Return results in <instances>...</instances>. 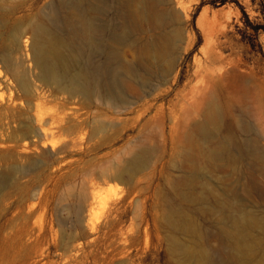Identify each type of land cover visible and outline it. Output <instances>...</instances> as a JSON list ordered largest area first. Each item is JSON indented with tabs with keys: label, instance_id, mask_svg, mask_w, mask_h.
<instances>
[{
	"label": "rangeland",
	"instance_id": "1",
	"mask_svg": "<svg viewBox=\"0 0 264 264\" xmlns=\"http://www.w3.org/2000/svg\"><path fill=\"white\" fill-rule=\"evenodd\" d=\"M52 1L0 0L12 23L23 28L19 43L7 52L14 67L32 66V27ZM177 2L189 15L184 26L192 46L175 63L173 75L153 81L151 90L120 77L121 97L131 102L126 108L114 97L104 99L95 85L91 97L65 94L41 106L47 115L41 124L30 112L7 120V104L25 101L13 67L2 60L0 43V143L5 140L0 146V264H180L170 251L164 197L169 182L180 175L176 166L184 153L183 122L188 120L178 105L189 101V92L204 80L199 75L188 84L186 74L205 65L211 47L232 59L234 83L241 80L264 96V0ZM130 51L126 55L132 61ZM217 65L213 70L221 68ZM185 83L188 95L182 100L175 89ZM40 90L51 92L50 87ZM160 105L163 116L156 115ZM51 113L54 120H49ZM224 115L215 139L197 137L201 146H214L216 138L231 134L233 116ZM201 120L196 116L187 123ZM250 123L262 136L254 120ZM24 141L28 147H21ZM140 150L148 162L132 171L131 158ZM243 164L233 166L227 184L247 205L257 206L258 197L247 196L245 181L235 175L247 172ZM225 168L217 164L216 175L232 174L230 166ZM213 183L217 190L223 184ZM207 246L216 249L218 241L211 237Z\"/></svg>",
	"mask_w": 264,
	"mask_h": 264
},
{
	"label": "bare ground",
	"instance_id": "2",
	"mask_svg": "<svg viewBox=\"0 0 264 264\" xmlns=\"http://www.w3.org/2000/svg\"><path fill=\"white\" fill-rule=\"evenodd\" d=\"M9 13L0 6L2 60L13 67V79L25 102L7 104V120L30 112V118L41 124L47 116L41 106L65 94L91 97L95 85L101 87L104 99L114 97L126 108L131 102L121 97L120 77L151 90L153 81L173 75L175 63L194 41L185 32L189 15L177 0H53L44 18L32 27V66L37 70L33 72L31 65L15 68L7 53L23 36L22 25L12 23ZM208 40L205 37V43ZM127 50L132 51V61ZM205 54V65L186 74L188 84L200 75L202 87L191 90L186 103L179 104V98L171 103L173 109L179 104L188 121L183 122L182 162L176 166L180 175L169 182L170 193L164 197L170 251L180 264H264V96L241 80L233 82L231 58L211 47ZM186 83L175 89L182 100L188 95ZM40 87H50L51 92L46 95ZM160 114H164L162 105L156 115ZM222 114L233 116L231 134L216 138L214 146H201L197 137L207 141L222 131ZM48 116L55 119L54 113ZM196 116L202 120L189 125ZM4 145L5 140L0 143ZM28 145L24 141L21 147ZM147 162V153L140 150L129 167L137 171ZM243 163L248 164L247 172L235 175L238 182L245 181L247 196L258 197L257 206L247 205L227 184L228 177L233 179V166ZM217 164L224 170L230 166L232 174L217 176ZM216 180L223 183L220 190L213 183ZM3 183L0 177V189ZM211 237L218 241L216 249L207 246Z\"/></svg>",
	"mask_w": 264,
	"mask_h": 264
},
{
	"label": "trees",
	"instance_id": "3",
	"mask_svg": "<svg viewBox=\"0 0 264 264\" xmlns=\"http://www.w3.org/2000/svg\"><path fill=\"white\" fill-rule=\"evenodd\" d=\"M251 28L255 30V27H252V26H251Z\"/></svg>",
	"mask_w": 264,
	"mask_h": 264
}]
</instances>
